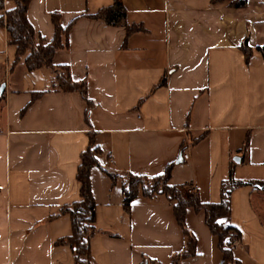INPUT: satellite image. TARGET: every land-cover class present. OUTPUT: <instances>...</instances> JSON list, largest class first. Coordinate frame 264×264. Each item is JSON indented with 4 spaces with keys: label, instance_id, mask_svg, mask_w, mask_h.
<instances>
[{
    "label": "crops",
    "instance_id": "obj_1",
    "mask_svg": "<svg viewBox=\"0 0 264 264\" xmlns=\"http://www.w3.org/2000/svg\"><path fill=\"white\" fill-rule=\"evenodd\" d=\"M119 1L124 24L86 15L113 0L26 7L44 41L53 35L52 11L61 25L75 17L51 62L85 80L87 109L77 90L56 88L53 69L27 70L24 55L13 62L15 45L0 26V264H74L69 245L55 242L70 234L68 213L58 211L79 197L75 172L89 132L99 148L89 169V264H170L182 249L164 194L138 192L128 209L121 204L126 173L149 178L168 164V183H193L202 202L219 200L232 165L233 179L244 182L230 189L218 221L238 230L231 245L241 264H264V59L255 48L264 45V0ZM12 5L4 0L3 10ZM244 37L247 60L238 48ZM184 224L194 253L176 264H218L221 249L202 210L186 207Z\"/></svg>",
    "mask_w": 264,
    "mask_h": 264
},
{
    "label": "trees",
    "instance_id": "obj_2",
    "mask_svg": "<svg viewBox=\"0 0 264 264\" xmlns=\"http://www.w3.org/2000/svg\"><path fill=\"white\" fill-rule=\"evenodd\" d=\"M3 1L0 0V26H4L7 32V42L15 45V62L21 55H24L23 62L27 70L40 67H49L54 70L55 86L61 90H77L86 101V109L91 105V100L85 95V80H74L70 77L69 70L65 64L54 65L51 56L54 50L64 48L67 45V30L75 19L73 17L65 25L60 23V13L52 11L50 20L53 25V35L49 41H44L42 36L35 34L34 28L26 17V7L29 0H12L13 5L3 10ZM216 1V0H211ZM244 0H230L231 5H240ZM125 10L119 0H113L109 5L98 8L93 13L86 15L92 18H101L108 24H124ZM126 27V30L130 29ZM238 48L247 60L251 47L244 37L238 44ZM255 48L261 53L264 59V45H256ZM161 77L158 83H162ZM41 92L32 93V98ZM3 98V89H0V100ZM86 118V110H85ZM99 152L98 146L94 143L93 133H88L86 147L79 153V161L76 167L75 179L78 182V199L64 204L59 212L68 213L70 218V234L55 240L56 243L65 242L73 252L74 264H89L88 237L94 231L92 219L94 214V200L90 190L89 169L93 164H98L96 155ZM101 168L113 180L117 173L106 167ZM170 164L166 165L161 174L149 178L126 173L122 183L121 204L128 209L132 198L140 192L144 196H152L155 193H162L171 202L174 217L179 224L184 237V244L180 251L172 254L170 264H176L180 257L194 253V237L184 224L185 208L191 206L195 210H202L204 222L212 235L216 236L217 244L221 249V259L218 264H241L232 253V241L238 238V230L229 224L218 221V217L228 210V192L242 180H235L232 177V165L228 168V177L222 181L220 186V197L216 202H202L195 193L181 194L180 186L168 183ZM229 233V234H228ZM229 236V237H227ZM227 237V238H226Z\"/></svg>",
    "mask_w": 264,
    "mask_h": 264
},
{
    "label": "built area",
    "instance_id": "obj_3",
    "mask_svg": "<svg viewBox=\"0 0 264 264\" xmlns=\"http://www.w3.org/2000/svg\"><path fill=\"white\" fill-rule=\"evenodd\" d=\"M187 157V153L185 151H180V158H186ZM180 191L183 193V194H194L195 191H196V187L193 183H188V184H185V185H182L180 187Z\"/></svg>",
    "mask_w": 264,
    "mask_h": 264
},
{
    "label": "water",
    "instance_id": "obj_4",
    "mask_svg": "<svg viewBox=\"0 0 264 264\" xmlns=\"http://www.w3.org/2000/svg\"><path fill=\"white\" fill-rule=\"evenodd\" d=\"M2 88V85L0 86V89Z\"/></svg>",
    "mask_w": 264,
    "mask_h": 264
},
{
    "label": "rangeland",
    "instance_id": "obj_5",
    "mask_svg": "<svg viewBox=\"0 0 264 264\" xmlns=\"http://www.w3.org/2000/svg\"><path fill=\"white\" fill-rule=\"evenodd\" d=\"M228 234H229V233H228ZM227 237H228V236H227ZM227 237H226V238H227Z\"/></svg>",
    "mask_w": 264,
    "mask_h": 264
}]
</instances>
